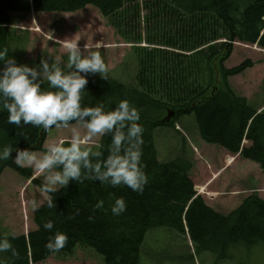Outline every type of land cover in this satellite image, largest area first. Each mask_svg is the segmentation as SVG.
<instances>
[{"label":"trees","instance_id":"obj_1","mask_svg":"<svg viewBox=\"0 0 264 264\" xmlns=\"http://www.w3.org/2000/svg\"><path fill=\"white\" fill-rule=\"evenodd\" d=\"M88 6L96 7L121 40L132 45L138 70L134 86L81 73L88 80L82 107L102 102L111 111L128 100L137 108L149 182L141 194L123 184L102 182L82 168L79 182L71 181L51 194L53 208L45 202L35 211L36 228L27 236L13 239L0 231V238H8L19 254L0 253V264H39L51 256H68L78 246L93 248L105 264H143L146 236L157 229L183 236L188 230L196 252H210L217 261H234L232 251L240 247L264 245V199L254 194L229 214L216 212L195 191L190 177L194 161L184 153L162 161L156 143L159 129H175L181 118L193 115L203 141L240 154L264 171V110L259 113V107L230 83L231 77L253 67L252 61L225 67L234 43L264 49V0H0V48L8 49L0 61V75L6 60L16 61L14 30L9 27L16 22L13 14L25 19L32 12L75 13ZM39 84L42 90H51L47 80ZM171 112L175 116L166 123ZM8 115L0 111V150L11 145L43 152L48 131L8 124ZM245 140L250 146H243ZM183 144L181 148H187L186 140ZM110 145L111 134L103 136L97 151L89 152L91 162L106 159ZM5 170L41 185L30 168H18L11 158L0 160V177ZM118 198L125 200L126 209L114 214L112 206ZM49 220L53 229L46 231L43 224ZM56 231L66 234L68 242L52 253L45 245Z\"/></svg>","mask_w":264,"mask_h":264},{"label":"rangeland","instance_id":"obj_2","mask_svg":"<svg viewBox=\"0 0 264 264\" xmlns=\"http://www.w3.org/2000/svg\"><path fill=\"white\" fill-rule=\"evenodd\" d=\"M13 18L16 21L12 27L16 65L34 68L38 73L37 83L46 80L42 61L49 64V70L55 65L65 74L75 71L74 66H69L67 50L62 47L65 39H74L82 55L97 51L94 45L102 41L104 47L98 51L108 68L106 76L134 86L138 65L132 46L121 40L96 7L88 6L76 13H31L25 19L16 15ZM247 59L252 61L253 67L231 77L230 83L239 95L260 111L264 107V50L254 45L234 43L233 53L225 66L234 68ZM74 135L84 141L81 148H88L89 152L97 150L102 138H89L85 125L77 123L48 130L43 149L45 151L47 146L60 140L68 141ZM183 140H186L187 148H181ZM156 143L162 161H169L180 153L194 161L190 175L198 195L216 212L229 214L254 194L264 199V171L252 161L229 155L217 145L203 143L193 115L181 118L175 129H159ZM245 145L249 146L248 143ZM230 157L236 159L231 165ZM36 178L43 179L42 176ZM32 180L11 170H5L0 177V231L6 235H28L36 228L31 201L37 200L42 206L48 196L42 194ZM157 230L146 236L143 264H264V245L251 249L240 247L236 252L232 251L234 261H217L210 252H196L193 243L179 232ZM39 264L105 262L93 248L78 246L68 256H51Z\"/></svg>","mask_w":264,"mask_h":264},{"label":"clouds","instance_id":"obj_3","mask_svg":"<svg viewBox=\"0 0 264 264\" xmlns=\"http://www.w3.org/2000/svg\"><path fill=\"white\" fill-rule=\"evenodd\" d=\"M62 47L67 50L69 66H74L75 71L65 74L55 65L49 70V64L42 61L44 76L51 89L48 91L42 90L41 84L36 82L38 73L34 68L17 66L14 59L5 61L3 75H0V111L6 110L9 113L7 123L17 127L31 125L48 131L66 128L73 122L83 123L89 138L111 134L110 154L106 159L92 163L89 151L81 148L84 141L74 135L68 141L60 140L47 146L42 153L13 149L7 145L0 150V160L11 158L18 168H30L33 178L42 176L39 190L48 196L49 209L54 207L51 194L67 187L71 181L79 182L82 168L90 169L96 174L95 178L102 182H110L112 186L123 184L142 194L149 177L142 162L144 129L138 123L140 112L128 100H121L116 109L111 111H106L102 102L94 107H82V90L88 80L81 73H99L102 79H106L108 68L98 51L104 47L103 42L97 41L94 45L97 51L88 55H82L74 39H65ZM7 53L6 47L0 48V61H4ZM28 139L26 136L25 140ZM14 151L15 156L12 155ZM31 205L35 212L40 202L32 200ZM125 209V200L116 199L112 212L119 214ZM43 228L51 231L52 221L45 222ZM67 242L68 236L56 231L45 248L55 253L63 249ZM8 251L13 256L19 255L8 238H0V253Z\"/></svg>","mask_w":264,"mask_h":264},{"label":"water","instance_id":"obj_4","mask_svg":"<svg viewBox=\"0 0 264 264\" xmlns=\"http://www.w3.org/2000/svg\"><path fill=\"white\" fill-rule=\"evenodd\" d=\"M172 116H174V113H172V112L169 113V115H168V117L166 119V122H169L171 120Z\"/></svg>","mask_w":264,"mask_h":264},{"label":"bare ground","instance_id":"obj_5","mask_svg":"<svg viewBox=\"0 0 264 264\" xmlns=\"http://www.w3.org/2000/svg\"><path fill=\"white\" fill-rule=\"evenodd\" d=\"M144 47V46H143Z\"/></svg>","mask_w":264,"mask_h":264}]
</instances>
